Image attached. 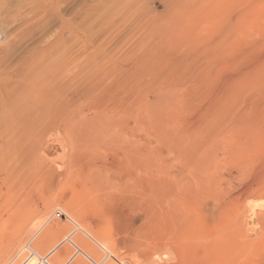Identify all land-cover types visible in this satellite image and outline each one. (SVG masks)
<instances>
[{"label": "rangeland", "instance_id": "374dc122", "mask_svg": "<svg viewBox=\"0 0 264 264\" xmlns=\"http://www.w3.org/2000/svg\"><path fill=\"white\" fill-rule=\"evenodd\" d=\"M0 19V264H264V0Z\"/></svg>", "mask_w": 264, "mask_h": 264}, {"label": "bare ground", "instance_id": "6f19581e", "mask_svg": "<svg viewBox=\"0 0 264 264\" xmlns=\"http://www.w3.org/2000/svg\"><path fill=\"white\" fill-rule=\"evenodd\" d=\"M12 1V0H11ZM9 14H10V12H9ZM8 18V17H7ZM0 21H1V19H0ZM5 47V46H4ZM6 50V49H5ZM4 51V50H3ZM26 72H24V73H21L20 75H18V80H17V85H19V87L20 88H23V87H26L27 86V82H25V80H26V78H27V76H26V74H25ZM25 74V75H24ZM16 75V74H15ZM29 78H27V81H29L28 80ZM32 88V87H31ZM20 90V89H19ZM29 96V95H28ZM42 98H43V96H42ZM47 97H45V99H46ZM19 100V99H18ZM51 100V99H50ZM21 101V100H20ZM46 101H48V100H46ZM23 102H24V100H23ZM17 103V102H16ZM23 105V104H22ZM23 107H24V105H23ZM22 110V109H21ZM42 111H43V108H42ZM46 111V110H45ZM26 122H27V120H26ZM28 123V122H27ZM48 173V172H47ZM43 174H45L44 172H43ZM43 174H42V176H43ZM41 176V177H42ZM46 176V175H45ZM47 178H48V176H47ZM40 182H41V180H40ZM32 198V197H31ZM32 201H33V198H32ZM41 201V200H40ZM38 203H39V201H37ZM36 202V203H37ZM37 203V204H38ZM43 203V202H42ZM31 205V204H30ZM33 207V206H32ZM32 207H30V208H32ZM29 205H28V212H29ZM20 209V208H19ZM19 209H17L18 211H19ZM34 209H37V208H35V206H34ZM16 210V211H17ZM33 209H31V211H32ZM38 210V209H37ZM254 210H256L255 208L253 209V207H251V212L250 213H248V214H246L245 212H240V218H242L243 216H244V220L246 219V224H244V225H246V231L247 230H250V228H252V221L256 218V216H257V212L256 211H254ZM29 212V213H31L32 214V212ZM35 212V211H34ZM20 213V212H19ZM18 213V214H19ZM22 213V212H21ZM26 215H27V213H25ZM35 214V213H34ZM26 215L24 216V217H26ZM13 216H15V215H13ZM18 216H20V214L18 215ZM28 216H29V214H28ZM42 216V215H41ZM24 217H23V219H24ZM14 218H16V216L14 217ZM19 218V217H18ZM18 218H16L15 220H18ZM32 218H36V216L34 215V217H32ZM32 218L30 217V219H31V222H32ZM37 218H38V216H37ZM41 218V217H40ZM34 220V219H33ZM243 220V219H242ZM23 220H20V222H22ZM17 222H19V221H17ZM34 222V221H33ZM18 225V224H17ZM24 225H25V223H24V221L22 222V223H20V225H19V230H18V232L19 233H21L20 231H22L23 232V229H25V228H23L24 227ZM27 225V224H26ZM28 225L30 226L31 224H29L28 223ZM38 226V225H37ZM26 227V226H25ZM29 231V230H28ZM245 232V231H244ZM248 232V231H247ZM36 233V232H35ZM29 234V233H28ZM28 234H27V236H28ZM37 234H38V232H37ZM40 234V233H39ZM245 234H246V232H245ZM20 235V234H19ZM19 235H18V238H19ZM23 236V237H22ZM247 236V235H246ZM38 237H39V235H38ZM37 237V238H38ZM17 238V239H18ZM20 238L22 239V241L24 242L23 243V247H27V248H29L30 247V249L33 247V242L32 241H29V239H27V237L25 238V236H24V234L23 233H21V235H20ZM28 238H30V237H28ZM20 240V239H19ZM17 242H18V240H17ZM38 242V241H37ZM19 243V242H18ZM17 244V243H16ZM16 244H15V246H14V248H16L17 246H16ZM18 245H20V244H18ZM35 245H37V244H34V246ZM38 247H39V245H37ZM37 246H35V247H37ZM22 247V248H23ZM37 247V248H38ZM36 248V249H37ZM33 249H34V247H33ZM18 250H19V248H18ZM21 250V249H20ZM24 250V249H23ZM25 251H26V249H25ZM27 252H28V250H27ZM19 254H20V251L18 252ZM17 253V254H18ZM25 254V253H24ZM23 255V254H22ZM16 256V255H15ZM19 256V255H18ZM18 256H17V258H18ZM20 256H21V254H20ZM19 256V257H20ZM24 256V255H23ZM27 256V255H26ZM29 256V255H28ZM13 258H14V256H12ZM16 258V259H17ZM19 259H21V257L19 258ZM26 260V259H25ZM28 260V259H27ZM10 261V260H9ZM11 261H12V259H11ZM15 261V260H14ZM24 261V260H23ZM8 264H10V263H8ZM19 264V263H18ZM27 264V263H26Z\"/></svg>", "mask_w": 264, "mask_h": 264}]
</instances>
